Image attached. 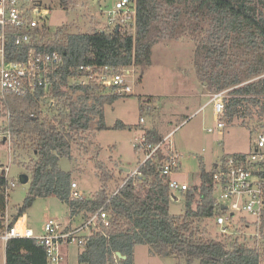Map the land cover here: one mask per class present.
I'll return each mask as SVG.
<instances>
[{
  "label": "trees",
  "instance_id": "obj_1",
  "mask_svg": "<svg viewBox=\"0 0 264 264\" xmlns=\"http://www.w3.org/2000/svg\"><path fill=\"white\" fill-rule=\"evenodd\" d=\"M136 10L135 32L128 25L85 32H67L64 26L54 34L46 25L37 28L44 37L33 43L35 48L57 50L66 62L53 89L62 106L59 110L44 107L47 102L38 93L7 96L13 146L35 155L29 166V192L13 220L37 197L56 195L67 204L71 217L89 218L102 206L107 211V219H98L91 227L79 251L81 263L115 264L119 252L124 256H119L120 264H135L136 245L146 244L154 255L184 258L187 264H264V254L240 238L212 237L204 230L205 221L215 220L218 207L213 169L207 171L201 165L200 184L181 191L184 213L171 212V189L159 172L161 150L157 159L147 162L144 176L129 181L118 193L113 194L109 184L113 173L104 169L95 195L72 197L73 175L61 168L60 159H72L74 143L94 126L108 128L104 107L122 96L94 79L84 85L67 82L86 73L80 70L82 65H109L115 70L150 65L154 45L179 29L190 31L196 43L193 63L199 78L212 91L229 90L220 119L225 124L240 120L249 127L264 128V0H136ZM146 135L153 142L164 138L152 131ZM4 184L0 179V187ZM6 208L0 193V232L5 229ZM5 252V264H48L45 246L34 238H12Z\"/></svg>",
  "mask_w": 264,
  "mask_h": 264
},
{
  "label": "rangeland",
  "instance_id": "obj_2",
  "mask_svg": "<svg viewBox=\"0 0 264 264\" xmlns=\"http://www.w3.org/2000/svg\"><path fill=\"white\" fill-rule=\"evenodd\" d=\"M35 1L41 3L43 12L49 11L43 15L42 24L47 26L50 34L64 26H67V32L112 28L120 16L116 13L119 12L116 8L118 0H67L66 5L62 4V0ZM195 48L196 43L190 31L179 29L178 34L154 45L150 65L128 67L131 71L128 78L133 83L134 90L105 105L108 128L99 130L94 126L80 137L79 142L74 143L72 159H60L61 168L72 172L73 181L77 183V190L83 197L90 198L100 190L102 181L99 174L104 169L113 173L109 182L112 191L122 184L125 172H121V169L125 167L133 170L144 158V154L134 147V142L136 138L146 134V131L170 137L168 143L180 157V166L172 177L189 186L200 184L201 165L210 171L223 154L251 149L257 140V131L264 128L256 129L235 120L233 124L225 125L222 134L217 130L208 131V128H215L218 123L211 102V95L216 92L210 89L207 81L198 76L193 63ZM228 93L227 89L226 97H229ZM147 98L151 100L150 104ZM143 101H146L144 107ZM61 106L58 99L52 105L55 110H59ZM3 112L0 107V126L6 121ZM118 122L124 123V126L116 127ZM12 147L9 176L16 185L8 196L7 210L10 216L17 214L25 202L31 183L29 166L35 158L31 150ZM8 151V147L0 142V160L3 162L9 159ZM22 173L29 175L28 182L20 181ZM171 193V212L184 213L186 207L182 192L172 190ZM25 214L36 235L43 233L45 222L49 219L73 226H79L88 220L83 214L71 217L67 204L56 195L37 197ZM240 215L243 214L236 213V217ZM204 230L212 237L222 238L215 220L205 221ZM253 230L251 226L249 231ZM228 231L236 233L232 227ZM62 249L67 264H85L78 259L82 246L77 240L65 244ZM0 264H5V244L1 240ZM135 264L187 263L184 258L176 256L154 255L148 245L138 244L135 247Z\"/></svg>",
  "mask_w": 264,
  "mask_h": 264
},
{
  "label": "built area",
  "instance_id": "obj_3",
  "mask_svg": "<svg viewBox=\"0 0 264 264\" xmlns=\"http://www.w3.org/2000/svg\"><path fill=\"white\" fill-rule=\"evenodd\" d=\"M116 8L119 10L116 13L120 15L116 19V25L131 26L135 32L136 0H118ZM48 12H43L41 3L35 0H0V106L6 118L0 126V142L9 150L8 161L0 160V179L5 180V184L0 187V193L7 203L10 190L16 185L9 176L14 136L10 127L11 111L7 105V96L38 93L47 102L44 107H52L56 100L53 89L60 82V69L66 65L59 51L37 50L33 45L35 42H41L44 37L37 28H43V15ZM28 47L30 49L26 50ZM80 70H85L86 73L70 78L68 84L84 85L94 79L112 87L114 93L120 96H126L134 90V85L128 78L131 73L128 67L115 70L109 65L100 68L82 65ZM225 93L226 90L211 95L218 123L215 128H208L209 132L217 130L219 134L223 133L226 124L220 119V115L225 109ZM141 120L143 121V118ZM257 132V140L249 151L225 153L219 158L214 164L212 179L218 205L215 224L220 227L222 236L240 238L241 242L264 254V129ZM169 140L168 136L153 142L146 134L136 138L134 147L144 154V158L136 168L126 172L125 179L114 189L113 194L118 193L129 181L142 178L147 162L157 159L160 150L164 158L159 165V172L167 179L171 191L188 189L189 184L181 183L172 177L180 166V157L169 145ZM71 195L74 198L83 197L77 190L75 181L72 183ZM237 212L243 215L236 217ZM107 217V211L102 206L79 226L64 225L49 219L45 222L43 233L36 235L28 224L25 213L13 220V215L10 216L6 208L5 229L0 232V240L6 247L12 238H34L45 246L48 264H67L63 246L77 240L84 247L86 238L92 232L91 227L96 225L98 219L106 220ZM251 226L253 231H249ZM229 227L235 229L236 233L229 232ZM119 261V256L115 254V264H120Z\"/></svg>",
  "mask_w": 264,
  "mask_h": 264
},
{
  "label": "water",
  "instance_id": "obj_4",
  "mask_svg": "<svg viewBox=\"0 0 264 264\" xmlns=\"http://www.w3.org/2000/svg\"><path fill=\"white\" fill-rule=\"evenodd\" d=\"M119 27H120L119 25H116V27H115V28H116V30H118V29H119ZM121 170H124V171H126V172H127L129 169H128V168H125V167H123ZM29 179H30V177H29V175H28L27 173H22V174L20 175V181H21V182H23V183H26V182H28V181H29ZM223 207H224V206H223ZM117 255H118V256H120V257L122 256V255H121V253H119V252L117 253ZM122 257H124V256H122Z\"/></svg>",
  "mask_w": 264,
  "mask_h": 264
},
{
  "label": "crops",
  "instance_id": "obj_5",
  "mask_svg": "<svg viewBox=\"0 0 264 264\" xmlns=\"http://www.w3.org/2000/svg\"><path fill=\"white\" fill-rule=\"evenodd\" d=\"M149 104H150V102H149ZM154 134H158V135H162V134H160V133H158V132H153ZM166 137H168V135L167 136H164V138H166ZM126 172V171H125ZM26 215V214H25ZM5 260H6V252H5Z\"/></svg>",
  "mask_w": 264,
  "mask_h": 264
}]
</instances>
